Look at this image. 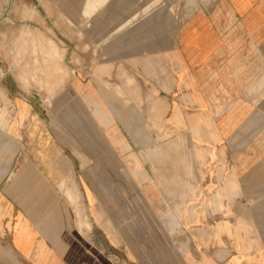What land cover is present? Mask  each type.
I'll return each instance as SVG.
<instances>
[{"label": "rangeland", "instance_id": "rangeland-1", "mask_svg": "<svg viewBox=\"0 0 264 264\" xmlns=\"http://www.w3.org/2000/svg\"><path fill=\"white\" fill-rule=\"evenodd\" d=\"M250 7L263 13L264 0H0V131L10 135L7 119H18L17 99H26L32 110L26 117L21 108L19 117H26L22 137L31 145H22L20 156H60L69 170H79L78 178L64 177L75 191L65 193L78 206L79 227L90 237L96 232L112 264L204 260L192 255L201 247L193 236L207 225L195 228L187 216L198 212L189 206L204 198V166L194 156L205 151L192 144L188 125L194 113L187 103L175 105L186 99L177 77L188 90L194 79L187 60L194 66L210 57L204 28L211 22L203 13L230 26L240 20L228 10L244 13ZM260 42L254 51L242 48L259 59L253 66L260 79L253 83L260 93L256 113L215 147L223 171L207 197L215 204L233 203L229 216L244 214L252 231L264 235V36ZM192 132L198 142L205 141L201 132L220 141L210 113L193 119ZM242 152L251 159L239 161ZM229 168L231 174L242 169L233 176L234 191L227 190ZM80 188L84 197L76 192ZM218 210H212L214 216H220ZM221 223L216 219L207 228L228 232L229 225ZM244 259L264 264V257ZM5 263L18 262L0 256Z\"/></svg>", "mask_w": 264, "mask_h": 264}, {"label": "crops", "instance_id": "crops-1", "mask_svg": "<svg viewBox=\"0 0 264 264\" xmlns=\"http://www.w3.org/2000/svg\"><path fill=\"white\" fill-rule=\"evenodd\" d=\"M260 1L263 0H251L252 3ZM228 12L229 17L238 18L240 23L225 26L220 24L216 15L208 16L203 13L204 18L211 22L204 28L205 39L210 46V57L207 62L194 66L187 60L190 77L194 79L188 90L180 86L179 74L177 77V86L184 89L186 99L179 101L180 105L178 103L175 105L181 108V105L187 103L189 110L194 113L188 125L192 144L194 149L199 147L205 151L204 156H194V159L201 161L204 166L201 171L205 178L200 182V187L206 199L202 197L189 206L190 210L197 209L198 212L195 211L194 214L189 212L188 223H194L195 228L202 227L198 226V223L210 227L216 219H220L222 226L229 225V231L225 233H215L214 229L209 230L207 227L195 232L193 240L200 242L201 247L194 248L192 255L204 257L199 264H247L244 258L264 257V235L256 233L254 229L252 231L251 219L238 212L236 216H229L232 213L230 210L234 208L233 203L215 204L207 197L212 193L209 189L212 191V188L217 186L219 171H223L219 164L221 157L218 156L215 147L222 145L223 140L229 138L235 130L245 126L252 114L256 113L257 99L260 98V93L256 89L258 84H253L260 80L253 68L259 64V59L253 52L252 55L244 54L242 48L253 51L259 48L260 38L264 36V11L260 13L257 8L250 7L244 13L232 10ZM251 17L254 20L246 23L245 18ZM191 21L192 19L189 22ZM198 21H201V18H198ZM229 28L233 29L231 36L227 35ZM235 33L243 34L242 38L246 39V42L242 44ZM181 48L182 45L179 50L180 56ZM189 84L191 85V82ZM4 87L10 91L7 85ZM21 108L26 110V117L32 110L26 99L18 98L16 102L18 119L13 121L7 119L10 135L0 131V256L14 257L17 264H112L107 249L98 244L99 236L96 232L93 230L90 237L79 227L75 210L78 206L71 204L65 193L71 189L65 184L64 177L78 178L79 170L75 168L69 170L65 159L62 160L60 156H48L46 153L38 156L31 154L20 156L22 145H31L22 137V130L29 126L25 121L26 117L24 119L19 117ZM231 109L229 116L223 115L221 118L217 116V112L226 114ZM209 113L218 124L220 137L218 143L210 141L208 135L206 133L204 135L203 132L201 136L202 138L204 136L205 141L198 142L193 136V119L198 118L200 114ZM95 117L97 119L96 114ZM110 124L111 122H107L105 125ZM199 128L207 132V127L201 125ZM211 149L214 151L213 156H210ZM237 156L239 161L251 159L250 154L246 152ZM241 156L244 158H240ZM216 163L219 166L215 165ZM231 172L232 169L229 168L226 175L230 177L226 179L228 191L235 190L237 181L233 176L237 177L242 169H237L234 174ZM194 173L196 175L195 170ZM229 184L231 186H228ZM80 189L76 192H80L84 197V190ZM92 207L93 209L97 207L95 200ZM214 208L221 211L220 216L213 215ZM231 218L234 222L230 220ZM170 223V227L173 228L175 222ZM230 225L239 226L233 229ZM260 261L256 260L258 264H261Z\"/></svg>", "mask_w": 264, "mask_h": 264}, {"label": "bare ground", "instance_id": "bare-ground-1", "mask_svg": "<svg viewBox=\"0 0 264 264\" xmlns=\"http://www.w3.org/2000/svg\"><path fill=\"white\" fill-rule=\"evenodd\" d=\"M53 66H54V65H53ZM54 67H55V66H54ZM56 68H57V67H56ZM58 69H59V68H58ZM58 69H57V70H58ZM52 71H54V69H53ZM56 73H57V72H56ZM51 74H52V73H51Z\"/></svg>", "mask_w": 264, "mask_h": 264}]
</instances>
